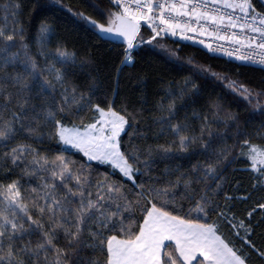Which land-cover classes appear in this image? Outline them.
Wrapping results in <instances>:
<instances>
[{
  "label": "trees",
  "instance_id": "trees-1",
  "mask_svg": "<svg viewBox=\"0 0 264 264\" xmlns=\"http://www.w3.org/2000/svg\"><path fill=\"white\" fill-rule=\"evenodd\" d=\"M252 6L264 14L263 0H252ZM118 10L110 0H0V29L5 34H11L14 29L23 30L22 41L16 36V47L0 53V84L6 93L13 95L7 108L0 111V117L7 122L13 113L20 111L18 88L7 82L8 77L18 75L24 76L30 85L31 91L25 94L30 97L26 108L29 117H36V121L31 122L35 129L33 134L27 131L29 121H25L24 130L18 131L6 147L0 144V184L20 180L23 188L30 190L44 182L47 173L26 175L23 164L14 167L4 155L11 148L27 145L49 160L63 155L72 160L77 169L90 163L88 173L93 183L107 177L110 182L121 185L129 200L136 199V193L141 190L131 181L110 165L89 162L82 152L65 149L53 135V125L44 121L42 114L53 106V98L59 104L60 94L66 88L75 89L78 96L84 97L81 101L83 110L77 115L79 105H74L71 111L65 108L57 112L56 119L70 128L82 127L99 118L96 105L105 111L111 107L125 116L128 124L118 139L121 151L131 153L134 147L154 150L152 159L155 162L147 172L136 174L137 184H144L145 188L162 187L168 181L174 182L187 175L193 180L192 189L197 198L206 194L213 209L207 217L192 213V218L218 225V234L245 258L246 264H264V256L259 255L264 252V208L259 207L264 204V179L252 170L247 157L241 155V152L248 151L245 140L264 148V109H253L211 77V73L223 75L249 90L264 94V68L227 60L212 55L201 46L168 36H160L157 40L164 41L162 44L169 52L159 46L138 45L136 41L134 48L128 50L126 45L103 40L80 15L82 13L90 21L108 26V14ZM43 29L48 31L42 35ZM141 34L145 39L153 35L147 26H143ZM21 44L27 46L29 56L36 61L41 72L39 80L27 75ZM57 49L73 53L76 62L68 68L63 86L57 84L55 91L48 94L42 92L41 83L46 80L55 82V74L46 70L53 62L41 52L53 53ZM16 53L20 54L18 60L6 62V57ZM126 57H130L131 62H126ZM56 68L64 71L60 64H56ZM3 103V97H0V104ZM169 105L172 106L171 114L167 110ZM32 108L35 112L31 111ZM161 116L172 124L185 127L184 135L198 138L186 152L180 151L177 137L166 126L157 123ZM205 121L208 131L201 135ZM161 147L171 148L168 157L162 158L161 153L155 151ZM224 149L229 150L228 154L226 158L221 156L218 162L217 156ZM26 159L30 161L32 155L28 154ZM209 164L215 165L216 173L215 178L206 179L202 169ZM89 190L96 191L95 187ZM184 191L182 185L176 189L179 203L174 214L184 215L191 207L190 201L180 199ZM62 194V190L57 191V195ZM24 195L27 201L29 192L25 191ZM148 199L150 197L145 194L133 209L137 224L143 221L142 209ZM29 210L34 218L39 216L30 202ZM228 220L235 225L243 221L245 227L233 228ZM242 237H247L254 247L245 243ZM29 239L35 247L39 236L33 235ZM65 243L61 239L59 246L64 247ZM168 246L169 250L175 248ZM79 255L104 264L105 257L91 248H84Z\"/></svg>",
  "mask_w": 264,
  "mask_h": 264
},
{
  "label": "snow or ice",
  "instance_id": "snow-or-ice-1",
  "mask_svg": "<svg viewBox=\"0 0 264 264\" xmlns=\"http://www.w3.org/2000/svg\"><path fill=\"white\" fill-rule=\"evenodd\" d=\"M110 3L119 10L108 14V26L90 21L82 13L80 15L100 33L123 37L127 41L128 50L134 47L133 40L139 33L141 20L151 27L155 33L152 39H155L170 29L171 34L176 35L175 29L181 27V19L176 18H186L183 24L188 31L196 32L197 28L212 27L214 32L224 33L219 37L221 40L249 49L254 46L264 49V14L256 13L250 0H110ZM237 10L239 15H236ZM193 23L197 27H192ZM237 28L239 32L230 31ZM47 31L43 29L42 35ZM16 36H20L22 41L23 30L14 29L11 34H5L0 29V53H7L16 47ZM148 42L151 43V40ZM21 47L27 75L39 80L41 72L38 71L36 61L29 56L26 45L21 44ZM207 47L215 51L211 45ZM19 55L16 53L6 57V62L18 60ZM41 55H47L53 62L46 70L55 74V82L46 80L41 83L42 92L51 94L57 84L63 86L68 68L75 65V55L66 49H57L53 53L41 52ZM237 59L250 61L252 57L237 56ZM126 62H131L130 57H126ZM259 63L264 64V55ZM56 64H60L64 71L56 68ZM7 82L18 88L17 95L21 99L20 111L13 113L10 121L4 122L0 117V144L5 147L18 131L24 130L25 121H29L27 131L30 135L33 134L35 129L31 127V122L36 121L35 116L29 117L26 108L30 97L25 94L31 88L25 82V77H8ZM232 86L236 87L234 82ZM239 89L245 93V99L251 101L254 98L249 89L242 85ZM259 95L264 94H256ZM60 96L61 103L57 104L53 98V106L42 114L44 121L53 125V135L58 141L66 148L71 147L82 152L89 162L110 165L141 191L136 193L135 200H129L121 185L110 182L107 177L93 183L88 173L90 163L77 169L74 162L63 155L49 160L27 145L9 149L4 155L14 167L23 164L26 175L35 176L43 172L47 176L43 178L42 184L30 190L24 189L20 180L6 185L0 184V264H98L97 261L87 260L79 255L84 248H91L103 255L104 264H193V261H197V264H246L245 258L238 255L237 250L218 234V225L202 223L192 218V213L207 217L213 209L206 194L197 198V193L192 189L193 180L187 175L174 182L168 181L162 187L145 188L144 184H137L136 174L147 172L154 164V150L134 147L131 153L121 151L118 137L128 124L125 116L113 111L111 107L105 111L96 105L95 111L99 118L95 122L70 128L56 119V113L64 111L65 108L71 111L72 106L79 105L76 109L78 115L83 110L81 101L84 97L78 96L75 89L68 88ZM0 97L4 101L0 104V111H3L11 103L13 95L6 93L2 84ZM167 110L171 114L172 106L169 105ZM31 111L35 112V109L32 108ZM157 123L166 126L177 137L180 151L186 152L198 139L184 135L185 127L172 124L163 116ZM161 131H164V127ZM205 131H208L207 121L201 128V135ZM244 144L248 146V151L241 152V155L251 162L253 171L264 174V148L251 145L247 140ZM155 151L165 158L171 153V148L161 147ZM228 151L222 150L217 161L219 162L221 156L226 158ZM28 154L32 155L30 161L26 159ZM202 171L206 179L210 176L215 178V165L209 164ZM181 185L185 191L180 199L191 202V207L184 215L174 214L179 203L176 189ZM93 187L96 189L95 193L89 190ZM58 190H62L63 194L57 195ZM25 191L29 192L27 201ZM145 194L150 199L142 209V223L137 224L133 209L145 198ZM29 202L39 213L36 218L29 210ZM259 207L264 208V204ZM220 215L224 216V213ZM227 222L233 228L245 227L243 221L239 225L232 224L231 220ZM245 231L250 232V229L245 228ZM236 234L240 235L239 232ZM33 235L39 236L35 247L29 239ZM61 239L66 242L64 247L59 246ZM242 239L254 247L247 237ZM168 241L175 243L173 250H169L166 244ZM259 255L264 256V252H259ZM198 256L203 259L198 260Z\"/></svg>",
  "mask_w": 264,
  "mask_h": 264
},
{
  "label": "built area",
  "instance_id": "built-area-1",
  "mask_svg": "<svg viewBox=\"0 0 264 264\" xmlns=\"http://www.w3.org/2000/svg\"><path fill=\"white\" fill-rule=\"evenodd\" d=\"M250 2L252 5V0H250ZM255 12L262 14V13L257 12V11H255ZM239 14H240L239 10H237L236 15H239ZM166 15H167V13H166ZM176 19H181V27H178L177 29L180 30L185 37H189L187 39V41L189 43H192V44H195V45H198V46L205 48L212 55L223 57L227 60L236 61V62L243 63L246 65H251L254 67H258V68H264V64L259 63L261 56L264 55V49H258V48H255V46L253 49H249L246 46L237 45L234 42L221 40V39H219V37L221 35H223L224 33L223 32H219V33L214 32V29L212 27H208L206 29L197 28L196 32L188 31L187 27H185L183 24V20L186 18H176ZM141 22L143 23V25L149 27L148 23H146L144 20H141ZM156 23L159 24L158 21ZM192 27H197V26L195 25V23H193ZM150 29H151V27H150ZM151 31H152V29H151ZM230 31L239 32V29L238 28L232 29ZM152 33H153V31H152ZM163 34L164 33H161L159 36H162ZM154 35H155V33H153L152 36H154ZM156 37H158V36H156ZM200 41H203L204 43H200ZM207 45H211L212 48L215 49V51L210 50L209 47H207ZM237 49H239V51H237ZM228 53H231V55H229ZM237 56H251L252 59L250 61L249 60H241V59H237Z\"/></svg>",
  "mask_w": 264,
  "mask_h": 264
},
{
  "label": "rangeland",
  "instance_id": "rangeland-1",
  "mask_svg": "<svg viewBox=\"0 0 264 264\" xmlns=\"http://www.w3.org/2000/svg\"><path fill=\"white\" fill-rule=\"evenodd\" d=\"M263 2H264V0H263ZM108 24H109V22H108ZM140 24L142 25V26H145V25H143V23L140 21ZM143 28V27H142ZM171 29L168 31V32H166V33H164L161 37H166V36H168L169 38H172V39H174V40H179V41H181V42H185V43H189L188 41H187V39H185V38H183V37H185L183 34H182V32L180 31V30H178L177 28L175 29V32H176V35H172L171 34ZM153 37V36H152ZM152 37H149V38H147V39H145L143 36H142V34H141V31H140V33L138 34V36H137V38H136V43L138 44V45H142V44H146V45H148V46H154V47H160V48H162L163 50H167L166 48H164V45L162 44L164 41H161V40H157V39H160L159 37L160 36H158V37H156L155 39H152ZM162 39V38H161ZM149 40H151V43H149L148 41ZM136 44V45H137ZM135 46V45H134ZM128 48V47H127ZM134 48V47H133ZM132 48V49H133ZM131 49V50H132ZM168 51V50H167ZM169 52V51H168ZM211 77L212 78H214V79H216V80H218L219 82H221L222 84H224L230 91H232L235 95H237V96H239L241 99H243V100H245L253 109H255V110H261V109H264V95H259V96H256V94H257V92H255V91H252V90H250L252 93H253V99L250 101L249 99H245V93H243L240 89H239V86H241V84L240 83H238V82H235V81H232V80H230L229 78H227L226 76H223V75H219V74H214V73H211ZM233 82L235 83V85H236V87H233L232 86V84H233ZM246 88V87H245ZM248 89V88H247ZM257 100L259 101V106H257ZM126 127H127V125H125V129H126ZM122 134V133H121ZM120 134V135H121ZM118 139H119V137H118ZM63 147L65 148V149H67V150H72V151H78V150H76V149H74V148H71V147H65L64 145H63ZM92 162H96V161H92ZM262 172H264V170H262ZM259 176H261L263 179H264V174H261V173H258V172H256ZM168 244H170V245H173L174 247H175V243L173 242V241H169V243H167V245ZM198 260H202V258H198ZM197 263V261H195L194 262V264H196Z\"/></svg>",
  "mask_w": 264,
  "mask_h": 264
},
{
  "label": "water",
  "instance_id": "water-1",
  "mask_svg": "<svg viewBox=\"0 0 264 264\" xmlns=\"http://www.w3.org/2000/svg\"><path fill=\"white\" fill-rule=\"evenodd\" d=\"M97 24H99V23H97ZM87 25L90 28H92L94 30V32L96 34H98L103 40L108 41V42L113 43V44L126 45L127 46V41L123 37H120V36H117V35H114V34H102V33H100L98 31V29L94 28L90 22H87ZM141 30H142V26L140 24L139 33H140ZM138 34L135 36V38L133 40V44L135 43Z\"/></svg>",
  "mask_w": 264,
  "mask_h": 264
},
{
  "label": "crops",
  "instance_id": "crops-1",
  "mask_svg": "<svg viewBox=\"0 0 264 264\" xmlns=\"http://www.w3.org/2000/svg\"><path fill=\"white\" fill-rule=\"evenodd\" d=\"M167 243H169V241H168V242H166V244H167ZM198 258H202V257H199V256H198V257H197V259H198ZM202 259H203V258H202ZM194 262H195V261H193V264H194Z\"/></svg>",
  "mask_w": 264,
  "mask_h": 264
}]
</instances>
